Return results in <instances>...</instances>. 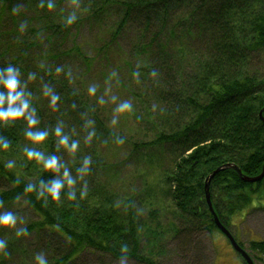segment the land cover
<instances>
[{
    "label": "trees",
    "instance_id": "obj_1",
    "mask_svg": "<svg viewBox=\"0 0 264 264\" xmlns=\"http://www.w3.org/2000/svg\"><path fill=\"white\" fill-rule=\"evenodd\" d=\"M67 1L51 0L48 8L49 0H0V69H18L37 121L0 124V144L8 143L0 148V214L16 217L21 203L33 213L23 225L16 218L0 228V264H36L38 254L48 264H91L89 255L96 253L157 264L145 242L159 248L169 238L177 239L178 251L198 258L202 249L193 243L199 232L219 230L205 199L207 176L226 163L254 176L264 162V73L256 64L264 63V0H75L79 5L70 9ZM73 12L76 19L66 23ZM110 14L114 28L104 26L110 41L125 30L133 34L123 61L127 74L118 82L131 99L127 119L145 136L137 141L114 128L113 102L103 106L87 94L83 72L90 65L72 41L83 21L99 26ZM80 59L84 67L76 65ZM104 72L105 84L116 81ZM58 127L69 145L78 143L75 152L60 145ZM37 131L48 133L41 143L27 136ZM122 141L124 160H111L106 152ZM29 149L57 158L59 171L28 159ZM132 159V175L152 184L118 193L117 168ZM65 169L75 184H65L53 201L46 186ZM262 188L264 177L246 182L230 167L213 175L210 200L231 234L232 217L262 199ZM138 195L151 205L167 203L166 227L140 213ZM149 214L159 215L154 207ZM249 247L264 264V239L250 240Z\"/></svg>",
    "mask_w": 264,
    "mask_h": 264
},
{
    "label": "rangeland",
    "instance_id": "obj_2",
    "mask_svg": "<svg viewBox=\"0 0 264 264\" xmlns=\"http://www.w3.org/2000/svg\"><path fill=\"white\" fill-rule=\"evenodd\" d=\"M63 5L70 9L79 5L75 0L67 1ZM105 17L107 19L106 24L101 22L98 25L88 24L83 21L80 31L78 30L73 42L81 45L83 47L82 56L85 57L86 65H90L89 69L84 70V81L87 94L90 93V89H95L91 91V95L98 99L100 105L110 104L113 102L114 107H112V124L114 128L119 133L121 132L125 137L130 140H141L144 136V133L141 130L134 131V125L132 124V118L126 116L125 112H118V106L127 101L130 103V95L128 92H124L121 88L118 78L127 74L126 65L123 64L126 59L125 53L129 50L131 46V40L133 34L131 31L125 30L121 35L115 38V41H110L111 34L108 30H105L104 26L110 27L111 31L115 25V15L110 14ZM103 27V28H102ZM72 41H68L67 44L71 45ZM108 43L113 45L107 47ZM83 59V58H82ZM80 59L78 62H75L76 65L81 67L85 65ZM264 61V58H261ZM259 67V71L264 73V63H256ZM256 65H251L252 69H256ZM84 67V66H83ZM106 69L108 75L113 76L114 79L109 80L106 84L101 75ZM100 85V90H97L96 86ZM128 95V96H127ZM137 133V135L135 134ZM125 143L119 142L116 145H111L109 150L106 152L111 160H124L125 152L127 151ZM133 159L125 164H121L118 169V174L120 175L116 180V189L118 193L126 194L130 193L133 190H138L144 187L145 184H152L149 180L147 183L137 180L132 172L134 170ZM151 179V178H150ZM260 192L262 199L253 198L254 201L247 208L244 215L243 211H240L238 214H235L232 217V226H230L232 234L235 236L236 240L241 243V247L249 254L253 259L255 264H262V261L255 257V253L250 249L249 242L253 239H264V206L259 204L264 203V188ZM263 192V193H262ZM135 206H138V210H141V214L144 217H149V222L151 225H155L156 222H159L161 226L166 227L167 223L170 222L167 219L165 213L166 206L162 204H148V199L144 195H138L135 198ZM157 208L159 213L158 217H153L149 214L150 209ZM159 209V210H158ZM16 212L17 224L23 225L30 218L33 217V213L29 211L27 206L24 203L16 206L14 209ZM139 213V214H140ZM244 215V216H243ZM156 219V220H155ZM168 221V222H167ZM177 239L164 240L162 246L159 248L152 247V242L149 240L145 242L144 248L145 252L153 259H155L157 264H242V258L234 250L232 245L227 241L226 237L215 229L211 234L205 230H201L198 236L195 238L194 243H199L200 249H202V254L196 258L191 254V251L184 252V250H177ZM31 241V240H29ZM192 249V248H191ZM89 253H84L83 256L87 259H92L91 264H144L140 263L134 259H123L117 260L103 253H96L94 255H89ZM255 257V258H254ZM197 261V262H196Z\"/></svg>",
    "mask_w": 264,
    "mask_h": 264
},
{
    "label": "clouds",
    "instance_id": "obj_3",
    "mask_svg": "<svg viewBox=\"0 0 264 264\" xmlns=\"http://www.w3.org/2000/svg\"><path fill=\"white\" fill-rule=\"evenodd\" d=\"M53 4L51 0H49L48 8H52ZM76 19V14L73 12L70 14L66 23L71 24ZM155 75V73H153ZM20 79L18 74V69L13 68L12 66H8L5 69H0V88L4 91H0V124L17 121L22 117H26L29 127L35 125L37 121L34 119L33 114L28 111L30 107V101L25 96V91L23 88L19 87ZM90 91H95V89H90ZM57 97L53 96L51 98V103L55 104ZM132 105L125 101L121 103L117 111L118 112H126L131 111ZM61 129L58 127L55 130L56 136L59 137L60 145H63L68 148L70 152H75L78 147V143L73 141L70 145L68 143V136H61ZM48 133L46 131H37V132H28L27 136H29L34 143L43 142ZM0 148L7 149L8 143L4 142L0 144ZM28 159H35L38 162H41L43 168L45 170H50L53 172L59 171V166L57 162V158L49 157L45 158L42 152L33 151L31 149L27 150ZM87 159H85L84 165L85 167L81 168V173L86 170ZM11 167V165H7ZM65 184L72 188L75 184V179L69 174L67 169L63 171L62 178L54 180L50 185L46 186V191L48 196L51 197L53 201H58L60 199L61 189L65 186ZM32 185L29 184L26 191H32ZM43 194V193H41ZM83 194V193H82ZM16 224V217L10 213L5 212L0 214V228L3 227H12ZM4 246V242L0 241V248ZM122 253L126 254L127 249L122 248ZM36 264H48V261L45 259L43 254H38L35 257Z\"/></svg>",
    "mask_w": 264,
    "mask_h": 264
},
{
    "label": "water",
    "instance_id": "obj_4",
    "mask_svg": "<svg viewBox=\"0 0 264 264\" xmlns=\"http://www.w3.org/2000/svg\"><path fill=\"white\" fill-rule=\"evenodd\" d=\"M259 115H260L261 119H263V117L261 115V112L259 113ZM227 167L235 169L237 171L238 175L241 177V179L243 181H246V182H257V181H260L264 177V162L262 164V168H261L260 173H258L257 175H254V176L243 174L241 172L240 168L237 165L233 164V163H226L224 165H221V166L217 167L215 170H213L207 176L206 181H205V185H204L205 199H206L208 208H209V210H210V212L212 214V219H213L215 225L228 238V240H229L230 244L232 245V247L234 248V250L240 254V256L243 258V260H244V262L246 264H255L253 259L249 256V254L237 243V241L234 239V237L229 232V230L220 222L216 212L213 209V206H212V203H211V200H210L208 187H209V182H210L211 178L213 177L214 174H216L220 170H222L224 168H227Z\"/></svg>",
    "mask_w": 264,
    "mask_h": 264
}]
</instances>
